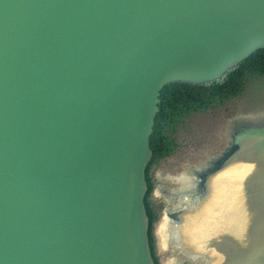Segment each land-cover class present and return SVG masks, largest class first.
Returning a JSON list of instances; mask_svg holds the SVG:
<instances>
[{
    "label": "water",
    "instance_id": "water-1",
    "mask_svg": "<svg viewBox=\"0 0 264 264\" xmlns=\"http://www.w3.org/2000/svg\"><path fill=\"white\" fill-rule=\"evenodd\" d=\"M261 49L264 0H0V264H156L161 91ZM233 139L215 170L252 165L240 202L264 207V124Z\"/></svg>",
    "mask_w": 264,
    "mask_h": 264
},
{
    "label": "flooded vegetation",
    "instance_id": "flooded-vegetation-1",
    "mask_svg": "<svg viewBox=\"0 0 264 264\" xmlns=\"http://www.w3.org/2000/svg\"><path fill=\"white\" fill-rule=\"evenodd\" d=\"M262 124L264 117L225 120L226 141L221 150L210 153L204 163L182 168L181 173L165 188L162 207L159 205V210L155 211L152 205L157 216L153 227L154 239L157 227L158 240L164 245V252L171 251L172 257L176 256L174 264H264V207L253 203L241 204L237 219L232 217L234 198L236 195L240 198V178L232 176L234 173H226L231 166L215 170L229 152L234 136L244 131L245 127ZM237 156L240 157V151ZM219 181L224 183L214 188ZM220 188H225V194L227 189H231L230 198L224 204L226 214L221 224L217 219L219 213L213 211L218 228L216 226L211 230L202 224L201 213L205 211L203 216L207 217L210 212L208 206ZM155 192L153 185L151 196ZM160 213L164 215L162 220Z\"/></svg>",
    "mask_w": 264,
    "mask_h": 264
},
{
    "label": "rangeland",
    "instance_id": "rangeland-1",
    "mask_svg": "<svg viewBox=\"0 0 264 264\" xmlns=\"http://www.w3.org/2000/svg\"><path fill=\"white\" fill-rule=\"evenodd\" d=\"M233 117H264V76L250 75L237 97L222 104L214 103L207 110L189 113L169 129L178 147L170 156L158 159L152 166L151 177L156 192L152 194L151 202L155 211L159 210V205L162 207L165 188L181 173L182 168L204 163L210 153L221 150L226 141L225 120ZM241 204L244 203L237 197L234 204L235 216L240 214ZM159 216L161 220L164 218L163 213ZM159 237L157 232L155 241L160 264H174L176 256L172 257L171 251L164 252V245L158 240Z\"/></svg>",
    "mask_w": 264,
    "mask_h": 264
},
{
    "label": "trees",
    "instance_id": "trees-1",
    "mask_svg": "<svg viewBox=\"0 0 264 264\" xmlns=\"http://www.w3.org/2000/svg\"><path fill=\"white\" fill-rule=\"evenodd\" d=\"M250 75L264 76V49L255 52L216 82L197 86L177 82L165 86L161 91L160 110L156 116L150 138L153 158L146 171L148 192L145 197L146 210L150 220L148 232L150 247L156 264H160V261L153 236V227L157 216L150 202L153 191L151 169L158 159L170 156L178 147L169 129L189 113L207 110L214 103L222 104L237 97L243 91Z\"/></svg>",
    "mask_w": 264,
    "mask_h": 264
},
{
    "label": "bare ground",
    "instance_id": "bare-ground-1",
    "mask_svg": "<svg viewBox=\"0 0 264 264\" xmlns=\"http://www.w3.org/2000/svg\"><path fill=\"white\" fill-rule=\"evenodd\" d=\"M252 165H248L245 164L243 165H238L236 167L231 168L229 171H227L226 173H234L232 174V176L235 177H239L240 175H245L248 173V171L251 169ZM222 181H219L216 185H214L213 187L215 188L217 185H219ZM224 183V182H222ZM213 188V191H214ZM232 188V187H231ZM228 192L225 194V188H220L218 194H216L213 199L211 200L210 204H209V208H210V212L208 211L207 217H204L203 214L205 213V211L203 213H201V222L202 224H204V226H207V228H210L211 230H214L215 227L217 226V221L215 220H219L220 219V224L222 223V219H223V215L226 214L224 209V204L226 203L227 199L229 200L230 197L229 194L231 193V189H227ZM238 195H236V197L234 199H237ZM207 207V208H208ZM261 207V206H260ZM203 211V210H202ZM213 211L217 213H219L218 218L216 219V216L214 217ZM232 213V212H231ZM215 214V215H216ZM231 215V214H230ZM204 217V219H203ZM225 217V216H224ZM229 217V216H228ZM237 219V216L234 217ZM197 219V217H196ZM200 219V217H199ZM195 220V219H194ZM200 223V222H199ZM214 224V225H213ZM198 225V223H197ZM218 228V226L216 227V229ZM199 229V228H198ZM205 229V227L203 228ZM193 230V229H191ZM196 229L194 228L193 231H195ZM197 232V231H196ZM199 233V232H198ZM214 233V232H213ZM216 235V234H215ZM199 237V236H198ZM202 237V236H201ZM202 240V239H201ZM204 241V240H203ZM203 245V244H202Z\"/></svg>",
    "mask_w": 264,
    "mask_h": 264
},
{
    "label": "crops",
    "instance_id": "crops-1",
    "mask_svg": "<svg viewBox=\"0 0 264 264\" xmlns=\"http://www.w3.org/2000/svg\"><path fill=\"white\" fill-rule=\"evenodd\" d=\"M155 234L157 235V227H156V233H155ZM158 246H159V243H158ZM159 250H160V251L162 250V249H161V246H160V249H159Z\"/></svg>",
    "mask_w": 264,
    "mask_h": 264
}]
</instances>
